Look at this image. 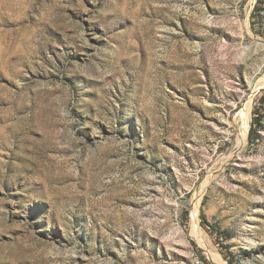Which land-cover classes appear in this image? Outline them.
Wrapping results in <instances>:
<instances>
[{"label": "rangeland", "instance_id": "1", "mask_svg": "<svg viewBox=\"0 0 264 264\" xmlns=\"http://www.w3.org/2000/svg\"><path fill=\"white\" fill-rule=\"evenodd\" d=\"M263 44L264 0H0V264H264Z\"/></svg>", "mask_w": 264, "mask_h": 264}, {"label": "trees", "instance_id": "2", "mask_svg": "<svg viewBox=\"0 0 264 264\" xmlns=\"http://www.w3.org/2000/svg\"><path fill=\"white\" fill-rule=\"evenodd\" d=\"M264 100V97L262 96L261 97V99H260V101L262 102ZM256 121V120H255ZM253 122V127L251 128V130H250V137L251 136H256L255 134H256V128L258 127H261V125H260V123L259 122Z\"/></svg>", "mask_w": 264, "mask_h": 264}, {"label": "bare ground", "instance_id": "3", "mask_svg": "<svg viewBox=\"0 0 264 264\" xmlns=\"http://www.w3.org/2000/svg\"><path fill=\"white\" fill-rule=\"evenodd\" d=\"M263 45H264V44H263ZM263 66H264V62H263ZM263 66H260V67L255 71V73L259 72ZM260 72H261V71H260ZM252 81H253V80H252V77H248V86H251V85H252ZM263 81H264V79H263Z\"/></svg>", "mask_w": 264, "mask_h": 264}]
</instances>
